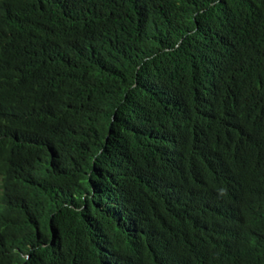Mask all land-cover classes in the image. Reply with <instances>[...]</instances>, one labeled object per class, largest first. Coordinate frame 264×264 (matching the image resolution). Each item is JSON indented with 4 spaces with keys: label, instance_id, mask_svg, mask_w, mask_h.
Instances as JSON below:
<instances>
[{
    "label": "trees",
    "instance_id": "16d2710c",
    "mask_svg": "<svg viewBox=\"0 0 264 264\" xmlns=\"http://www.w3.org/2000/svg\"><path fill=\"white\" fill-rule=\"evenodd\" d=\"M0 264H264V0H0Z\"/></svg>",
    "mask_w": 264,
    "mask_h": 264
}]
</instances>
